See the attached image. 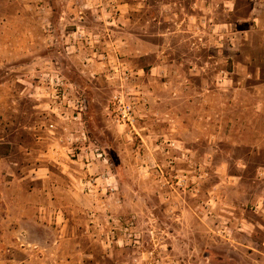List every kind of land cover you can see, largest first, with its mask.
<instances>
[{"label":"rangeland","instance_id":"obj_1","mask_svg":"<svg viewBox=\"0 0 264 264\" xmlns=\"http://www.w3.org/2000/svg\"><path fill=\"white\" fill-rule=\"evenodd\" d=\"M256 1L0 0V264L38 242L85 264H264ZM47 176L79 193L51 228L32 219Z\"/></svg>","mask_w":264,"mask_h":264},{"label":"crops","instance_id":"obj_2","mask_svg":"<svg viewBox=\"0 0 264 264\" xmlns=\"http://www.w3.org/2000/svg\"><path fill=\"white\" fill-rule=\"evenodd\" d=\"M254 7V22L264 27V0L256 1ZM73 179L77 181L76 178ZM37 180H40L41 183H52L54 187H51L50 185L36 187L37 198L32 205L34 209V217L32 219L37 227L45 226L46 228H51L50 222L52 220V217H59L60 212L63 211L60 204H58L59 199H74L75 197H79V193L72 188L71 185L75 183L74 181H72V179L62 182L58 178L47 176L46 178L37 177ZM60 183H63V185H60ZM13 243L19 245L18 242ZM57 243L63 242H38V244L41 246L39 251H42V254L39 255V252L37 251V254L32 257L16 259L15 264H85L88 262L85 255L81 253H55L53 248ZM75 245L76 247H79L80 242H76ZM52 251H54V253H52Z\"/></svg>","mask_w":264,"mask_h":264},{"label":"built area","instance_id":"obj_3","mask_svg":"<svg viewBox=\"0 0 264 264\" xmlns=\"http://www.w3.org/2000/svg\"><path fill=\"white\" fill-rule=\"evenodd\" d=\"M55 88H56V92L53 94V96H55L56 98H58L60 100V103L61 104L62 103H65L66 98H67V94H66L67 93V90L65 89V83L60 78H58V80L56 82V87ZM67 103H69V105H71L70 104L71 103V100H69ZM115 104H116V102H115ZM77 107H79V105ZM79 108L80 109H78V111H77V114L78 115H75V116L72 115V117L74 119H78L79 117L81 118V114H82L83 107H79ZM114 111H116L115 112V116L117 117L118 120H123L124 122L127 121V122L132 123V124L135 121V118L136 117L134 115V110H133V108H132V106L130 104L120 105ZM66 118H67V116H64V119H66ZM70 143L73 146L74 141L72 140ZM72 146H70V148Z\"/></svg>","mask_w":264,"mask_h":264}]
</instances>
